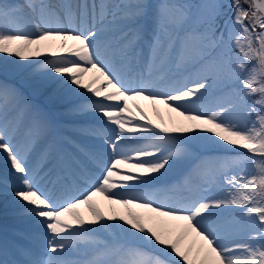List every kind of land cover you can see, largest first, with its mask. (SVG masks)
<instances>
[{"label": "snow or ice", "instance_id": "snow-or-ice-1", "mask_svg": "<svg viewBox=\"0 0 264 264\" xmlns=\"http://www.w3.org/2000/svg\"><path fill=\"white\" fill-rule=\"evenodd\" d=\"M0 54L96 118L73 129L93 145L37 155L48 118L0 80V184L32 225L0 264H264V0H0Z\"/></svg>", "mask_w": 264, "mask_h": 264}, {"label": "rangeland", "instance_id": "rangeland-1", "mask_svg": "<svg viewBox=\"0 0 264 264\" xmlns=\"http://www.w3.org/2000/svg\"><path fill=\"white\" fill-rule=\"evenodd\" d=\"M7 2L9 3H19L22 2V0H7ZM193 3L199 2V0H192ZM245 7H248V5H244ZM46 57H41V59H45ZM3 59H13L12 57H6L4 54H0V61H2ZM0 80H6L9 84H13L17 87H19L22 91H24L25 95L30 99V101L36 105L37 107H39L47 116L48 121H49V130L47 133L49 132H57L58 134H61L64 136H70L71 138H74L75 141L79 142V143H83V144H87L89 145V138L83 137L78 135L73 129L76 126L79 125H91L94 124L96 122V118L89 115V116H82V117H73L67 114V110L63 112L62 116L60 115L59 117H55L56 115H53L52 113V109L55 107H63L65 105H67L68 103L63 101V100H56L52 98V94L51 97L46 100L45 98H43L41 95H37L34 94L32 95V92H35L36 90L32 89L31 87L28 86V84L26 83V75H9L8 77H5L3 74H0ZM42 91H48V89H44ZM219 95V93H215L213 96H210L208 98H206L205 100V104L209 107H212L215 104V100H216V96ZM100 99V98H98ZM69 106V105H67ZM148 117L154 122V123H160L161 119L165 122L168 123L170 122L173 118L175 119H180L179 117H176L174 113H170L168 111L167 108H165L163 105H158L156 107L159 108V113H157V111L155 110V108L153 106H147V105H143L142 106ZM68 109V108H67ZM254 118V117H253ZM59 122H61L59 124ZM142 122V121H141ZM75 124V126H74ZM11 129V126H10ZM27 132H28V126L25 123L24 125L20 126L19 129L15 130L14 132V143L19 142L21 144H23L26 139H27ZM47 139V134L40 140L41 143H45ZM41 143H37L35 146V152L38 155L40 152L39 150L36 151V149H38V147L41 148L42 144ZM64 148L68 151H72L71 145L66 141V143H64ZM205 150H200L199 153H203ZM206 151H213V150H206ZM215 154H219V155H226V153H223L220 150H215ZM258 160L260 158H257ZM50 167V166H49ZM12 170L8 165V161L5 158V154L0 152V181H2L4 179V177L10 173ZM249 171H251V168L249 169ZM176 173V172H175ZM173 173L170 177H168L167 179L170 181H173L179 177L182 176L183 179V173H179V174H175ZM175 174V175H174ZM182 180H180L178 182V184L181 182ZM5 197V198H4ZM10 197L5 195L3 192V185L0 184V200L2 201V203H0V210L1 209H6L8 207H10L6 201L9 199ZM101 205L102 208H104V210L107 212L109 210V205L107 204V202L103 203H99ZM16 207V203L14 205ZM18 206V205H17ZM19 207V206H18ZM17 207V208H18ZM118 211H123L122 209H119V206H116ZM83 211H85V215H87L86 210L81 209ZM137 211H141V210H137ZM17 212H7L5 214H1L0 215V222L2 223H6L7 225L9 224H19V219L16 220V214ZM0 232L2 233L3 231L0 230ZM23 244V242H21Z\"/></svg>", "mask_w": 264, "mask_h": 264}, {"label": "bare ground", "instance_id": "bare-ground-1", "mask_svg": "<svg viewBox=\"0 0 264 264\" xmlns=\"http://www.w3.org/2000/svg\"><path fill=\"white\" fill-rule=\"evenodd\" d=\"M34 94H39L41 95L43 98H45L46 100H48L50 97H51V91L48 90V91H42V90H36L35 92H32V95ZM54 99V98H53ZM56 100H59L60 99H56ZM140 104L141 106H152L150 104H148L147 101H140ZM69 106L65 105V106H61V107H55L52 109V113L53 115H56L55 117H59L60 115L62 116L63 112L67 110ZM61 122H59L60 124ZM56 136H52V140H53V143H48V145H46V143H41V141H39V143L42 144L41 148H44V149H41L40 153L44 150H46L48 148L49 145H54L55 146V152H54V156H59V155H62V154H65L67 152H71V151H67L65 148H62L61 145L56 141L55 139ZM60 137L61 138H64L63 135L60 134ZM66 140V139H65ZM89 146L93 145L95 142L91 139H89ZM40 149V147H38ZM39 149H36L39 150ZM199 155L203 156V155H207L209 154V151L206 152V153H198ZM224 155V154H223ZM51 166V165H50ZM182 173V172H181ZM182 180V176L173 180V181H170V180H166L164 181L163 183L164 184H178V182ZM7 196H9L10 198L6 201V203L10 206L6 209H1L0 210V215L1 214H5L7 212H17L16 214L19 213V215H16V220L19 219V224H9L7 225L6 223H2L0 222V230L3 231L2 233L0 232V243H2L5 239L7 240H15L17 241L18 243L22 244L21 242H23V244H27L28 243V240H27V236L29 235V233L32 231V225H31V221L28 217L24 216L21 214V209L17 206L16 204V207L14 206L15 205V202L13 200V197L12 195L10 194H7ZM5 198V197H4ZM97 202L98 203H105L106 201H104L102 198H97ZM0 203H2V201L0 200ZM18 207V208H17ZM83 211V210H82Z\"/></svg>", "mask_w": 264, "mask_h": 264}]
</instances>
